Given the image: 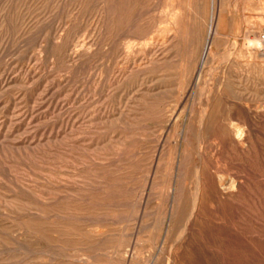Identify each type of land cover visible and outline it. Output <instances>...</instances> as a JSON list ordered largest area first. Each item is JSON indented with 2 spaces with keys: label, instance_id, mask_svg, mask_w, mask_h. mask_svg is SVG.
Instances as JSON below:
<instances>
[{
  "label": "rangeland",
  "instance_id": "374dc122",
  "mask_svg": "<svg viewBox=\"0 0 264 264\" xmlns=\"http://www.w3.org/2000/svg\"><path fill=\"white\" fill-rule=\"evenodd\" d=\"M257 35L264 0H0V264H264Z\"/></svg>",
  "mask_w": 264,
  "mask_h": 264
},
{
  "label": "bare ground",
  "instance_id": "6f19581e",
  "mask_svg": "<svg viewBox=\"0 0 264 264\" xmlns=\"http://www.w3.org/2000/svg\"><path fill=\"white\" fill-rule=\"evenodd\" d=\"M216 31H218L217 28H216ZM247 40H248V50L254 51L257 53L263 52L262 54L258 55V58H260L261 60L263 59V61H264V37H258V35H257V36H254L253 38L247 37ZM249 51H248V53H250ZM206 61H207V57L205 59V62ZM217 94H218V92H216V90H212V89H209V91L206 94H201V98H203L204 96L207 97L208 105L205 109H198L196 111V117L194 118V120L196 121L195 131H197V133H199L202 140H204V137H205V128L208 124V117H209V113H210V108H211L212 102L214 101ZM236 132H237V135L239 137L243 136L244 132L240 128H236ZM197 171H198L197 169L193 170V172H194V183H195V187H196V194L193 197V201L189 202L188 209L183 210V212H182L183 213L182 218L178 222V227H177L176 233L174 235L175 239H180L182 234L184 232H186V229L188 227L187 222L189 221V218H190L191 214L193 213L195 206L197 205V198L199 197V192H200V188H201L200 178H199V175L197 174Z\"/></svg>",
  "mask_w": 264,
  "mask_h": 264
}]
</instances>
